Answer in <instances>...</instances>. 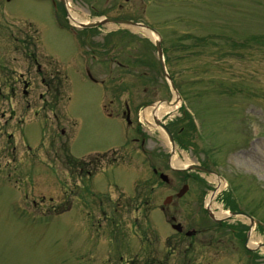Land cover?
Returning a JSON list of instances; mask_svg holds the SVG:
<instances>
[{
  "label": "rangeland",
  "instance_id": "1",
  "mask_svg": "<svg viewBox=\"0 0 264 264\" xmlns=\"http://www.w3.org/2000/svg\"><path fill=\"white\" fill-rule=\"evenodd\" d=\"M142 1L146 6L145 13L141 9V16L163 34L167 69L186 105L193 110L204 137L200 139L194 133L180 107L164 114L163 121L174 133L177 128L181 129L180 139L188 147L177 146L175 155L210 170L218 168L223 177L237 186L235 190L244 210L263 219L264 0ZM11 4L7 8L13 11ZM73 5L81 9L79 12L84 17H88L89 11L99 9L115 14L114 7L98 1ZM31 6L43 15L42 8ZM25 11L36 13L32 8ZM117 26L107 23L102 28L109 30ZM116 37H112L114 42ZM202 37L207 41L201 42ZM62 40L65 43L62 48L45 52L54 55L63 68L66 77L63 89L60 86L59 92L48 90L51 95L57 93V98L62 97L56 102L50 98L47 106H54L44 108L41 95L46 87L34 70H30L31 85L28 95L23 94L18 80L19 73L25 69H20L15 62L19 52L3 46L0 35V264H180L182 260L186 264L185 255H190L193 258L190 264H195L205 261L200 253L215 251L209 245L211 236L215 241L220 238L226 248L231 245V249L224 251L234 252L233 244L229 243L231 234L223 227L202 228L193 237L177 235L158 211L165 195L172 189L176 191L182 182L161 183L150 171L157 165L170 180L175 175L165 169V159L159 163L155 157L149 158L150 152L157 149L167 153L168 140L162 129L143 119L142 113L158 99L172 100L173 97L157 70L153 48L142 38L125 43L118 41L106 52L115 53V57L119 52L130 70H121L117 79L129 76L130 80L105 83L99 78L103 73L106 76L112 72L108 60L99 61L96 67L90 65V77L86 70L89 63L78 52L71 32L63 31ZM141 53L146 64L140 61ZM140 70L152 77H140ZM120 96L128 97L130 106L136 107L133 118L141 119L137 121L146 134L144 150L138 149V142H130L132 137L129 140L128 132L132 133V129L124 125L118 114ZM105 103L111 115L106 114ZM136 137L140 140V136ZM246 139L249 143H244ZM113 148L116 152L110 153L108 150ZM105 151L108 159L97 160L95 174L80 185L89 186L96 193L121 197L117 207L127 198L128 204L116 217L115 227L119 234H128L126 240L121 237L120 244L116 240L109 245L100 233L95 237L100 242L97 247L91 237L97 223L92 214L87 216L86 209L93 213L98 200H90L92 196L84 194L81 186L77 193L71 191L79 178L76 173L66 171L69 169L65 163L67 154L90 158ZM212 157L214 163H210ZM114 160L119 163L115 164ZM196 173L202 182L198 176H189L184 181L189 186L187 193L180 199L173 195L169 205H165L166 214L174 215L184 229L200 228L191 217L190 208L200 214L199 201H205L209 191L216 192L215 210H227L225 201L231 205L226 195L228 186L217 189L212 175ZM62 191L68 193L70 209L62 208ZM145 198L149 221L143 230L144 237L141 234ZM101 202V207L108 208L107 201ZM225 221L236 225V221L248 224L249 220L238 215ZM250 237L264 241L258 225L250 228ZM115 244L118 248L112 253L109 249ZM144 246H148L146 254ZM254 250H258L255 258L252 253L235 252L237 255L209 264H264V249ZM165 251L170 253L165 256ZM120 253L126 256L119 258Z\"/></svg>",
  "mask_w": 264,
  "mask_h": 264
},
{
  "label": "flooded vegetation",
  "instance_id": "2",
  "mask_svg": "<svg viewBox=\"0 0 264 264\" xmlns=\"http://www.w3.org/2000/svg\"><path fill=\"white\" fill-rule=\"evenodd\" d=\"M96 1L113 6L115 14L112 15L141 19V9L143 7L140 0H135L136 3H130L131 0L125 2L122 0H0V35L2 45L20 52L22 63H26L29 68L27 76L23 75V73L19 74L18 82L22 85L23 94L27 95L28 92L27 87L30 83L29 73L31 67L39 72L38 76L42 84L61 83L66 79L63 68L58 61L52 55L45 54L46 51L51 52L65 45L62 40L63 31H70L75 36L78 41L77 45L81 50L99 52L113 47V43L108 40V37L115 32L114 29L105 30L102 26L92 28L78 27L71 22V19L76 22L79 19L69 12L68 6H71V4L95 3ZM11 2L10 6H14L13 11H11L10 7L9 10L7 8V4ZM31 4L42 8L43 15ZM30 8L34 9L36 13L30 14L25 11ZM126 10L127 12H122ZM98 13L99 15L104 14L103 11ZM76 14L78 13L76 12ZM58 25L59 27H57ZM138 39L136 37V40ZM94 57L97 56L94 55ZM107 60L110 63L113 61L118 63L111 56ZM89 66L86 65V69ZM43 68L47 69L42 72ZM140 144V147H142L143 142ZM110 212L107 207L98 205L95 216L98 225L108 223L107 218L111 216Z\"/></svg>",
  "mask_w": 264,
  "mask_h": 264
},
{
  "label": "bare ground",
  "instance_id": "3",
  "mask_svg": "<svg viewBox=\"0 0 264 264\" xmlns=\"http://www.w3.org/2000/svg\"><path fill=\"white\" fill-rule=\"evenodd\" d=\"M72 15L78 17V15L76 13H74V11H71ZM80 18H83L82 15H79ZM148 36L150 38H152L153 40L157 39V35L154 32H151L149 30L146 31ZM175 97V95H174ZM173 102L171 103V105H166L165 102H161L160 104L155 105L154 107H146L142 113L143 118L148 121V123H152V119L151 117L155 116V117H160L164 114H167L169 112H171L172 110L176 109L177 107H179V100L177 98H173L172 100ZM189 159H178V158H174L172 157L171 162L174 166H184L186 163H188ZM212 179L217 183L218 188H220L221 186H223V182L220 178H218L216 175L212 176ZM217 215H226V211L225 210H219L217 212H215ZM259 240L256 238H249L248 240V244L251 246H256L258 245Z\"/></svg>",
  "mask_w": 264,
  "mask_h": 264
},
{
  "label": "water",
  "instance_id": "4",
  "mask_svg": "<svg viewBox=\"0 0 264 264\" xmlns=\"http://www.w3.org/2000/svg\"><path fill=\"white\" fill-rule=\"evenodd\" d=\"M126 22H128V21H126ZM155 45H156V49H157V52H158L159 59H160V61H161L162 69H164L163 64H162L161 48H160V46H159V42L156 41ZM163 71H164L165 76L167 77L165 70H163ZM161 126H162V127L164 128V130L169 134V132H168V130L166 129V127H164L163 125H161ZM169 135H170V134H169ZM170 139H171V136H170ZM192 166H195V165H192Z\"/></svg>",
  "mask_w": 264,
  "mask_h": 264
}]
</instances>
